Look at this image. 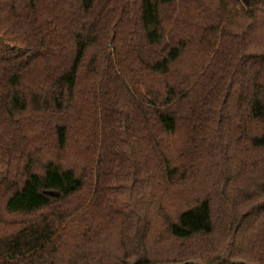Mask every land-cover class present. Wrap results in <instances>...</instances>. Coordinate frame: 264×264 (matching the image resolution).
Returning a JSON list of instances; mask_svg holds the SVG:
<instances>
[{
    "label": "trees",
    "instance_id": "1",
    "mask_svg": "<svg viewBox=\"0 0 264 264\" xmlns=\"http://www.w3.org/2000/svg\"><path fill=\"white\" fill-rule=\"evenodd\" d=\"M0 264H264V0H0Z\"/></svg>",
    "mask_w": 264,
    "mask_h": 264
}]
</instances>
